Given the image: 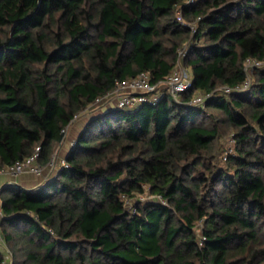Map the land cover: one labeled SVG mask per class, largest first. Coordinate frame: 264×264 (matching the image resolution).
Here are the masks:
<instances>
[{
	"label": "trees",
	"instance_id": "1",
	"mask_svg": "<svg viewBox=\"0 0 264 264\" xmlns=\"http://www.w3.org/2000/svg\"><path fill=\"white\" fill-rule=\"evenodd\" d=\"M184 48L180 99L110 106L55 178L0 189L14 264H264V0H0V172L49 165L78 115Z\"/></svg>",
	"mask_w": 264,
	"mask_h": 264
},
{
	"label": "built area",
	"instance_id": "2",
	"mask_svg": "<svg viewBox=\"0 0 264 264\" xmlns=\"http://www.w3.org/2000/svg\"><path fill=\"white\" fill-rule=\"evenodd\" d=\"M193 32H195V27H192ZM186 56V48L180 51V60H183ZM261 62L254 60H248L246 62V71L248 73V79L244 84L243 88L247 89L251 84V75L249 74V69L252 71L262 67ZM191 87V77L188 76L185 70L179 69L174 71L167 79L159 82L158 84H153L151 78L147 73L140 74L137 78L126 80L117 85L116 89L109 93L107 96L99 99L108 102L114 99L116 101L117 108H133L137 105L143 103H155L158 98L165 92H169L175 100H178L181 95L187 92ZM223 90L227 93L231 92L230 88L224 87ZM209 95H200L192 100V104L198 106H204L206 99ZM96 102V103H97ZM39 153L40 148L36 149L34 155L29 157L26 161L17 162L13 166L7 168L0 173H8L14 177L24 172L31 173L36 176H41L44 173V167L39 163ZM61 166L68 167L65 159L60 161ZM50 168L52 171L55 169L56 164L52 161L50 163ZM161 200L160 197H158ZM3 214L0 209V219ZM0 250L3 252L4 259L1 264H12V254L6 248L4 237L2 234L0 226Z\"/></svg>",
	"mask_w": 264,
	"mask_h": 264
},
{
	"label": "rangeland",
	"instance_id": "3",
	"mask_svg": "<svg viewBox=\"0 0 264 264\" xmlns=\"http://www.w3.org/2000/svg\"><path fill=\"white\" fill-rule=\"evenodd\" d=\"M180 68L185 70L186 73L188 74V76L191 77V73H190L189 69L186 67L184 59L183 60L179 59V62L176 65L174 71H176V70L178 71ZM174 71L172 73H174ZM249 71H250L249 74L251 75V79H252L254 74H255V70L252 71L251 69H249ZM164 91L166 92V90H164ZM200 94L201 93H198L197 95H195L194 98L200 96ZM113 98L114 99L109 100L108 102L100 100L99 102L90 106L84 113H81L80 115H78L72 121L70 126L68 128H66V130L64 131V137H63L62 141L55 146V151H54V154L51 158L52 159L51 162L53 161L56 164L55 169L53 171H51L52 169L49 166L51 162L49 163V165H42L44 167V173L41 175L42 178L40 180L43 181L44 178L47 176L48 178H47V180H45V182H47L48 180H51L57 176V174L60 170V166H61L60 161L62 159H65V157H66L67 153L69 152L73 142L78 138L79 134L85 129L86 125L91 121V118L95 115L102 113V111L104 109L109 108L110 106L116 107V101H115L116 97H113ZM221 134H222V138L216 144V148L218 149V151L221 152L220 157H222V154L224 151H226V150L232 151L235 148V141L233 139L234 134L231 132L229 127L223 126ZM220 162L222 164H225V162H223L221 160H220ZM2 174H3L2 176L6 175L5 173H2ZM24 174L29 175L34 180H38V178H40V176H37L38 178H36V175L28 173L27 171L22 173V174H19L18 176H21ZM5 178H7V177H5ZM155 198L156 197L151 196L150 194H146L143 196L141 195V197L136 198V199H141L142 201H146V200L155 199ZM133 199H135V197L130 198L129 200L126 199V203H127L126 205H128V206L131 205L132 202L134 201ZM202 225H203L202 222H199L197 224V229L199 230V232H201ZM4 241H5V238H4ZM5 245H6V248L12 254V264H14L15 257L13 255V252H12L10 246L6 243V241H5Z\"/></svg>",
	"mask_w": 264,
	"mask_h": 264
},
{
	"label": "crops",
	"instance_id": "4",
	"mask_svg": "<svg viewBox=\"0 0 264 264\" xmlns=\"http://www.w3.org/2000/svg\"><path fill=\"white\" fill-rule=\"evenodd\" d=\"M0 174H1L0 175V189L4 185H7V184H14V185H17V186H23V187H25L27 189H32V188H35V187H37L39 185L44 184L45 180H47V178H48L46 176L44 178V180L42 181V180H40L42 178V176H40V178H38L36 176V178H38V180H34L32 177H30L29 175H25V174L24 175H21V176H17V177H13L12 175H10L8 173H5L6 174L5 176H2L3 175L2 173H0ZM5 177H7V178H5Z\"/></svg>",
	"mask_w": 264,
	"mask_h": 264
},
{
	"label": "water",
	"instance_id": "5",
	"mask_svg": "<svg viewBox=\"0 0 264 264\" xmlns=\"http://www.w3.org/2000/svg\"><path fill=\"white\" fill-rule=\"evenodd\" d=\"M63 137H64V133L62 134L61 141H62Z\"/></svg>",
	"mask_w": 264,
	"mask_h": 264
}]
</instances>
